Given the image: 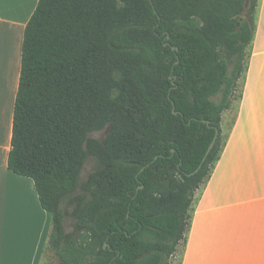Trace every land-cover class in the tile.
Masks as SVG:
<instances>
[{"label": "trees", "instance_id": "obj_1", "mask_svg": "<svg viewBox=\"0 0 264 264\" xmlns=\"http://www.w3.org/2000/svg\"><path fill=\"white\" fill-rule=\"evenodd\" d=\"M258 2L40 0L8 164L35 182L61 264H172L180 248L182 263L223 115L241 97ZM88 157L96 169L81 182Z\"/></svg>", "mask_w": 264, "mask_h": 264}, {"label": "crops", "instance_id": "obj_2", "mask_svg": "<svg viewBox=\"0 0 264 264\" xmlns=\"http://www.w3.org/2000/svg\"><path fill=\"white\" fill-rule=\"evenodd\" d=\"M40 0H0V264H40L51 216L9 169L26 27ZM241 97L223 115L219 161L200 189L181 264H264V0Z\"/></svg>", "mask_w": 264, "mask_h": 264}, {"label": "rangeland", "instance_id": "obj_3", "mask_svg": "<svg viewBox=\"0 0 264 264\" xmlns=\"http://www.w3.org/2000/svg\"><path fill=\"white\" fill-rule=\"evenodd\" d=\"M249 1L250 0H248L246 8H248ZM240 92H241V90L238 89L237 94H236L237 97L240 95ZM219 98L220 97H218L217 100H219ZM111 129H112L111 126H107L103 130L92 132L90 134V138H94L97 140H103L106 138V136L111 131ZM96 165H97L96 160L93 157H88V159L84 165L83 171L81 173V179H80L81 182H85L88 179L89 175L96 169ZM64 207H65V209H67V211L71 210L70 206L64 205ZM65 227H66L67 232H71L74 228V220L72 218H67V220L65 222ZM47 243H48V241H47ZM46 247H47V244H46L45 249L43 251L40 264H61L56 259L54 252L49 250V249H46ZM182 251H183V249L180 248L179 253L174 258H172V264H180L181 258H182Z\"/></svg>", "mask_w": 264, "mask_h": 264}, {"label": "water", "instance_id": "obj_4", "mask_svg": "<svg viewBox=\"0 0 264 264\" xmlns=\"http://www.w3.org/2000/svg\"><path fill=\"white\" fill-rule=\"evenodd\" d=\"M175 113H176V112H175ZM217 136H218V132H217V134H216V136H215V138H214L213 143L211 144V146H210V148H209V150H208V152H207V155H208V153L212 150V147H213V145H214V143H215V141H216V139H217ZM205 159H206V157L204 158L203 162L205 161ZM201 166H202V165L199 166V168L196 170V172H198V171L200 170Z\"/></svg>", "mask_w": 264, "mask_h": 264}]
</instances>
